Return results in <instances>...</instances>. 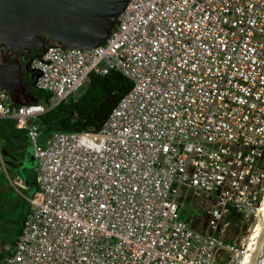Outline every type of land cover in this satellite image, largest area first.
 Returning <instances> with one entry per match:
<instances>
[{
    "label": "built area",
    "instance_id": "1",
    "mask_svg": "<svg viewBox=\"0 0 264 264\" xmlns=\"http://www.w3.org/2000/svg\"><path fill=\"white\" fill-rule=\"evenodd\" d=\"M30 67L48 107L0 88V118L26 130L36 159L0 264H242L246 247L224 232L231 210L258 219L264 196V0H129L103 44L50 40ZM110 70L133 85L103 125L41 144L34 118ZM186 201L202 228L181 218Z\"/></svg>",
    "mask_w": 264,
    "mask_h": 264
},
{
    "label": "water",
    "instance_id": "2",
    "mask_svg": "<svg viewBox=\"0 0 264 264\" xmlns=\"http://www.w3.org/2000/svg\"><path fill=\"white\" fill-rule=\"evenodd\" d=\"M129 0H0V52L4 47L38 52L24 64L3 56L0 62V88L7 90L13 102L21 104L32 91L23 82L28 73L34 87L38 73L30 67L35 57L45 51L44 40L50 38L63 46L91 48L101 45L110 35L118 15ZM33 159L32 167H35ZM260 231L246 264H264V216L259 220Z\"/></svg>",
    "mask_w": 264,
    "mask_h": 264
},
{
    "label": "trees",
    "instance_id": "3",
    "mask_svg": "<svg viewBox=\"0 0 264 264\" xmlns=\"http://www.w3.org/2000/svg\"><path fill=\"white\" fill-rule=\"evenodd\" d=\"M25 78L27 88L32 91L33 97L37 99V102L48 107L51 94L35 89L30 85L29 77ZM132 85L133 82L118 70H110L103 75L92 73L89 82L80 93L59 102L34 118V122L38 126L39 142L45 144L51 134L56 131L99 129L112 108L131 89ZM26 103H32V101L28 100ZM0 146L2 152L10 157L9 164L16 169V174L22 176L31 195L36 189L35 172L32 167L34 155L26 130L17 128L15 121L11 118H0ZM29 208L28 204L26 213ZM182 218L185 219L183 216ZM189 218L187 217L185 220L189 221ZM226 218L229 220V227L224 233V239L232 242L234 236L232 228L236 230L243 217L239 212L231 210ZM23 223L24 219L18 234ZM243 226L245 227L246 224L244 223ZM17 237L12 244L17 240Z\"/></svg>",
    "mask_w": 264,
    "mask_h": 264
},
{
    "label": "rangeland",
    "instance_id": "4",
    "mask_svg": "<svg viewBox=\"0 0 264 264\" xmlns=\"http://www.w3.org/2000/svg\"><path fill=\"white\" fill-rule=\"evenodd\" d=\"M84 87L85 85L77 90L76 93H80ZM28 100H31V98L27 97V101ZM2 154L5 171L9 177L12 178L17 173L16 169L9 164L10 157L3 152ZM5 171L3 168L0 169V257L8 251L10 245L18 236V230L22 225L24 215L28 209L30 197L29 190L20 192L10 184ZM186 204H188L187 209H182L180 211L181 218L182 216L185 219L190 217L189 221L192 226L202 228L205 221V212L203 208L198 204H194L193 201H186ZM244 223L246 224L245 227L243 226ZM257 223L258 219L254 221L251 219H242L236 230L232 228V231H234L233 242L245 248L252 229Z\"/></svg>",
    "mask_w": 264,
    "mask_h": 264
},
{
    "label": "flooded vegetation",
    "instance_id": "5",
    "mask_svg": "<svg viewBox=\"0 0 264 264\" xmlns=\"http://www.w3.org/2000/svg\"><path fill=\"white\" fill-rule=\"evenodd\" d=\"M44 40V46L46 48L47 44L50 42V38H45ZM3 53L0 52V62L1 59L3 58V56L6 55V57L8 58H14L17 59L21 62V64L26 63L27 61H29L34 54H36L38 52V50L34 47H32L30 50L28 51H20V50H15V49H7L4 47L3 49ZM26 76H28L27 72H23V82L27 84L26 81ZM32 81V80H31Z\"/></svg>",
    "mask_w": 264,
    "mask_h": 264
},
{
    "label": "bare ground",
    "instance_id": "6",
    "mask_svg": "<svg viewBox=\"0 0 264 264\" xmlns=\"http://www.w3.org/2000/svg\"><path fill=\"white\" fill-rule=\"evenodd\" d=\"M264 216V196L262 198V202L259 208V218H258V223L254 225L252 232L248 238V241L246 243V251H245V255L243 258V262L242 264H246L249 260V255H250V251L252 250V248L255 246V242H256V235L259 233L260 231V224H259V220Z\"/></svg>",
    "mask_w": 264,
    "mask_h": 264
},
{
    "label": "crops",
    "instance_id": "7",
    "mask_svg": "<svg viewBox=\"0 0 264 264\" xmlns=\"http://www.w3.org/2000/svg\"><path fill=\"white\" fill-rule=\"evenodd\" d=\"M11 245H12V244H11ZM11 245H10V247H11ZM10 247H9L8 251L0 257V262H1V261L3 260V258L9 253Z\"/></svg>",
    "mask_w": 264,
    "mask_h": 264
}]
</instances>
